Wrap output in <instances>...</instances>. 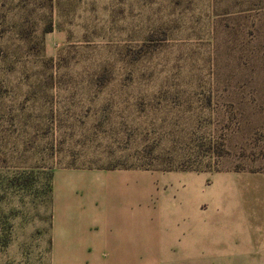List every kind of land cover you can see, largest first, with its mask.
I'll return each instance as SVG.
<instances>
[{"label": "rangeland", "instance_id": "374dc122", "mask_svg": "<svg viewBox=\"0 0 264 264\" xmlns=\"http://www.w3.org/2000/svg\"><path fill=\"white\" fill-rule=\"evenodd\" d=\"M263 165L264 0H0V264H56L60 168ZM158 177L175 196L201 187Z\"/></svg>", "mask_w": 264, "mask_h": 264}, {"label": "crops", "instance_id": "0c3cea01", "mask_svg": "<svg viewBox=\"0 0 264 264\" xmlns=\"http://www.w3.org/2000/svg\"><path fill=\"white\" fill-rule=\"evenodd\" d=\"M166 172L201 177L199 192L160 191L158 176ZM51 183L56 264H140L146 243L154 249L149 264H264V165L207 172L60 168Z\"/></svg>", "mask_w": 264, "mask_h": 264}, {"label": "trees", "instance_id": "16d2710c", "mask_svg": "<svg viewBox=\"0 0 264 264\" xmlns=\"http://www.w3.org/2000/svg\"><path fill=\"white\" fill-rule=\"evenodd\" d=\"M178 170V169H177ZM180 170H187V169H180Z\"/></svg>", "mask_w": 264, "mask_h": 264}]
</instances>
